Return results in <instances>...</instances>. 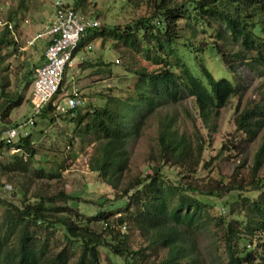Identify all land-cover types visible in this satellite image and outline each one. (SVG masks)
Returning a JSON list of instances; mask_svg holds the SVG:
<instances>
[{
    "label": "trees",
    "instance_id": "trees-1",
    "mask_svg": "<svg viewBox=\"0 0 264 264\" xmlns=\"http://www.w3.org/2000/svg\"><path fill=\"white\" fill-rule=\"evenodd\" d=\"M80 3L81 0H73L71 5L77 11ZM217 21L231 39L239 42L241 51H227L223 45L206 40L194 42L200 28ZM101 28L100 35L106 30ZM107 32L126 49L142 53L158 67L149 70L126 65L122 70L132 75L129 78L132 83L124 87L122 95L108 94L102 106L89 107L83 114L75 108L65 113L76 114L82 126L81 137L92 138L88 167L112 190L118 191L119 198H124L121 210L130 223L137 224L146 247L130 250L128 225L120 214L113 218L116 213L104 209L83 217L69 203L72 197L60 191L22 206L0 199L3 207L0 264H69L68 255L73 248L78 249L73 264H101L100 247L114 255L124 254L128 264L146 257L144 251L151 248L156 253L164 250L155 264H204L196 233L203 231L214 218L210 214L214 207L211 201L224 194H232V200L224 205L230 202L239 203L242 210L246 207L245 220L238 221L239 227H233L231 222L225 224V264H264V176L257 177L264 163V135L253 157L249 181L237 183L232 177L192 181L198 179L195 174L202 161V135L198 130L192 134L180 131L175 119L170 117L158 125L160 164L123 183L124 173L129 169L127 144L139 136L147 118L161 108L191 97L202 121L209 125L211 115L218 116L229 100L239 95L235 81L213 75L203 62L205 55L216 57L228 64L229 69H234L239 60H246L253 70L264 68V0H191L187 5L172 6L160 0L154 3L152 15ZM214 35L224 38L219 29L214 30ZM13 44L9 31L0 30V54ZM43 59L42 56V62ZM0 99V121L7 122L12 106L20 103V97L12 100L1 90ZM54 111L47 104L33 116L46 118ZM235 124L238 131L254 140L264 126L263 105L240 111ZM0 128L9 127L0 125ZM17 138L15 143L0 138V147L13 146L33 157L31 135ZM167 163L180 168L177 180L163 174L161 166ZM243 191L256 195L243 196ZM215 220L218 225L224 224L222 217ZM93 222H100L101 228L95 229ZM119 224L126 225V232L118 230ZM56 236L66 243L58 251L50 248Z\"/></svg>",
    "mask_w": 264,
    "mask_h": 264
},
{
    "label": "rangeland",
    "instance_id": "rangeland-1",
    "mask_svg": "<svg viewBox=\"0 0 264 264\" xmlns=\"http://www.w3.org/2000/svg\"><path fill=\"white\" fill-rule=\"evenodd\" d=\"M61 1L70 5L73 2ZM158 1L160 0H81L77 11L85 16L98 17L101 27L106 30L101 35L98 34L99 31L93 33L92 48L89 51L80 48L73 66L64 74L63 93L67 95L75 88L83 97V102L75 108L80 114L85 113L89 107L102 106L108 94L122 95L124 87L131 86L129 78L132 79V75L126 74L122 67L144 66L149 70L158 67L146 60L142 53L126 49L121 41L107 32L116 26L123 27L139 17L152 15L154 3ZM166 1L172 6L187 5L191 0ZM53 2L54 0H0V30L4 29L5 21L11 22L17 38L15 42L9 33L14 44L4 48L0 54V92L2 90L12 100L20 97V103L12 106L8 121H0V125L11 127L32 119V124H28L19 137L31 135V145L35 149V155L29 157L13 146L0 147V199L22 206L24 203H35L40 196H52L63 191L72 197L69 203L83 217L93 216L105 209L116 213L113 218L119 214L125 218L130 250L137 251L146 247V243L140 236L137 224L130 223L126 219L128 216L121 210L124 198H119L118 191L112 190L89 169L92 138L80 136L82 126L77 121L76 114L54 111L46 118L33 116L30 73L42 62L45 41L40 38L31 45L27 41L41 31L53 11ZM215 29L221 30L224 38L218 39L214 35ZM204 40L218 46L223 45L227 51H241L239 42L231 39L229 32L218 21L210 27L200 28L194 42ZM116 59H119L118 63ZM203 62L215 77L226 76L235 81L239 86V95L232 97L218 116L211 115L209 125L202 121L191 97L176 105L161 108L147 118L139 136L127 144L129 169L124 173V184L160 164L156 140L158 125L160 121L170 117L175 119L180 131L192 134L198 130L202 135V161L195 174L198 179L192 181L210 178L228 180L232 177V180L239 183L251 178L253 157L261 136L264 135V126L257 137L250 140L236 129L235 119L244 109L254 105L264 107V68L253 70L246 60H239L235 62L234 69H229L228 64L210 55H205ZM17 139L12 142L15 143ZM161 167L165 177L170 180L178 179L181 171L179 167L170 163ZM261 176H264V163L257 171V177ZM241 194L253 197L256 192L243 191ZM231 200L232 194L213 199L211 203H214V207L210 209V214L214 218L203 231L196 233L204 264L226 263L225 224L231 222L233 227H239L238 221L245 220L246 207L242 210L240 204L233 201L234 204L229 202L224 205V202ZM2 210L0 205V211ZM216 217H222L224 224L218 225ZM93 223L95 229L101 228L100 222ZM65 245L56 236L50 248L58 251ZM99 251L101 264H128L129 259L124 254L114 255L102 247ZM77 254L76 248L69 251V264L74 263ZM144 254L146 257L134 260L131 264H155L164 255V250L156 253L151 248L146 249Z\"/></svg>",
    "mask_w": 264,
    "mask_h": 264
},
{
    "label": "built area",
    "instance_id": "built-area-1",
    "mask_svg": "<svg viewBox=\"0 0 264 264\" xmlns=\"http://www.w3.org/2000/svg\"><path fill=\"white\" fill-rule=\"evenodd\" d=\"M101 26L98 17L82 15L72 5L54 0L49 19L41 31L27 41L28 45L40 38L45 41L43 62L35 67L32 75L30 100L33 114L38 113L47 104L54 107L57 113H64L83 102L81 93L75 88H72L67 95L63 93V78L66 70L73 66L74 58L80 48L88 51L92 48L93 33H96ZM3 27L17 42L11 22L5 21ZM116 62L118 63L119 59H116ZM28 124H32V119L14 127L0 128V138L7 143L11 142L20 136ZM119 225L118 230L121 233L126 232V225Z\"/></svg>",
    "mask_w": 264,
    "mask_h": 264
}]
</instances>
